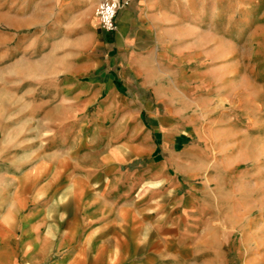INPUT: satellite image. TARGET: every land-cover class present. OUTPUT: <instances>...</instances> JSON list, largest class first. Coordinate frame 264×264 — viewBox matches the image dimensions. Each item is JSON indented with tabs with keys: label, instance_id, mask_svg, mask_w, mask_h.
<instances>
[{
	"label": "crops",
	"instance_id": "1",
	"mask_svg": "<svg viewBox=\"0 0 264 264\" xmlns=\"http://www.w3.org/2000/svg\"><path fill=\"white\" fill-rule=\"evenodd\" d=\"M100 1L43 0L46 14L72 36L59 39L68 42L65 56L86 58L68 66L66 74L83 79L73 78L64 89L86 109L93 107L101 124L92 145L71 146L60 167L42 165L54 170L39 195L59 187L55 197L70 209L62 208L43 235L36 232L37 248L30 252L26 228L19 238L14 224L0 232V264H15L16 251L29 252L37 264L55 249L65 252L55 264H153L141 255L157 249L158 234L173 235L180 191L200 175L208 148L196 144L202 137L198 108L217 88L216 73L201 62L207 40L221 42V33H195L185 16L177 21L178 0H129L118 12L116 29L106 31L96 14ZM201 3L198 16L214 23L236 20L232 8ZM245 18V27L235 28L230 41H239L246 29L245 51L251 56L254 32L246 33V27L253 15ZM257 42L264 47V37ZM12 216L8 210L5 221ZM46 223L39 221L37 229ZM172 241H164L165 250Z\"/></svg>",
	"mask_w": 264,
	"mask_h": 264
},
{
	"label": "rangeland",
	"instance_id": "2",
	"mask_svg": "<svg viewBox=\"0 0 264 264\" xmlns=\"http://www.w3.org/2000/svg\"><path fill=\"white\" fill-rule=\"evenodd\" d=\"M182 1L175 7L177 21L187 17L195 33H221V42L207 40L201 62L217 75L213 98L198 108L196 122L202 130L196 144L208 153L200 175L180 191L173 235L158 234L157 249L141 258L150 256L153 264H264V47L257 42L264 37V0ZM202 1L209 8L214 3L232 8L236 20L214 23L198 16ZM247 13L253 15L246 27V33L254 32L251 56L245 51L246 29L239 41H230L235 28L245 27ZM53 17L43 0H0V232L14 224L19 238L26 228L29 252L37 248L36 232L43 235L62 208L70 209L69 202L55 197L59 187L39 195L54 170L42 165L60 167L71 146L92 145L101 124L93 107L86 109L64 89L82 78L66 74L68 66L86 58L65 56L68 42L59 39L72 36ZM8 210L13 216L6 222ZM44 218L48 223L37 229ZM169 239L172 248L165 250ZM29 252L16 251L15 264H32ZM61 252L55 249L37 264H55Z\"/></svg>",
	"mask_w": 264,
	"mask_h": 264
},
{
	"label": "built area",
	"instance_id": "3",
	"mask_svg": "<svg viewBox=\"0 0 264 264\" xmlns=\"http://www.w3.org/2000/svg\"><path fill=\"white\" fill-rule=\"evenodd\" d=\"M128 4L129 0H101L96 9L101 27L106 31H114L119 10Z\"/></svg>",
	"mask_w": 264,
	"mask_h": 264
}]
</instances>
